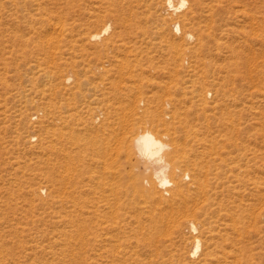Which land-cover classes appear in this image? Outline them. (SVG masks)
<instances>
[{
    "label": "rangeland",
    "instance_id": "374dc122",
    "mask_svg": "<svg viewBox=\"0 0 264 264\" xmlns=\"http://www.w3.org/2000/svg\"><path fill=\"white\" fill-rule=\"evenodd\" d=\"M187 1L174 12L165 0H0V264H264V0ZM95 30L100 37L91 39ZM44 70L56 83L73 75L67 99H56L57 106L68 100L71 111L106 91L109 128L120 137L141 125L161 130L155 110L192 157L216 145L223 181L203 177L218 194L209 214L199 210L196 232L188 224L106 229L94 211L90 227L70 224L78 215L48 196ZM193 84L204 110L186 92ZM175 107L180 118L168 111ZM119 160L128 179L124 149ZM141 204L125 199L113 211L149 223Z\"/></svg>",
    "mask_w": 264,
    "mask_h": 264
},
{
    "label": "bare ground",
    "instance_id": "6f19581e",
    "mask_svg": "<svg viewBox=\"0 0 264 264\" xmlns=\"http://www.w3.org/2000/svg\"><path fill=\"white\" fill-rule=\"evenodd\" d=\"M165 2L168 7L172 8L175 12V10L185 7L188 1L178 0L177 3H175V0H165ZM170 14L171 13H169V16ZM63 26L64 25H62V27ZM107 29L108 25L105 26L103 30L106 31ZM61 30H63V28ZM99 34L100 33L98 31L91 33V39L95 38V36H99ZM190 38H192V36ZM181 44L183 43L181 42ZM115 57H117V54ZM137 59L139 60L138 57ZM121 60L122 58L120 61ZM39 64L40 63L38 62V65ZM239 64L241 63L238 61L235 63L237 66H239ZM126 68H128V66ZM53 74V70L48 72L44 70L42 72V75L46 76L50 81L49 88L47 89L48 107L46 116L51 118V123H46L47 125L44 126L45 131L49 133V137L45 144L46 155L43 157V160L46 164V174L51 184L48 196L52 198V200L55 196L59 197V199H55L58 202H54L59 203L67 215H71L72 213H76L78 215L76 218L72 217L69 219L70 224L79 228L90 227V221L92 219V217H90V213L91 211H94L92 214L93 217H96V220H98V225L104 223L106 225V229H121V231L126 232L127 228L132 230L134 229V226L135 228L136 226H141L144 229V226L148 225L159 230L164 226L188 224L196 232L197 224L195 221L201 214L199 210H208L203 213L209 214L210 211L208 207H211L214 202L209 203L208 201L209 199L217 198L218 194L217 189L213 192L208 190L203 177L212 174L211 178L213 180H217L216 183L223 181V176L220 174L218 169V165L222 162V155L221 153L218 154L220 156L219 161L214 156L216 152L213 151L216 145L213 146V143L206 144L208 142L207 139L202 140L204 139L203 137L199 138L201 141H205L204 143L206 145L204 148L206 150H199L197 157H192L187 147L184 144H181L176 137V126L172 123L168 124L166 121H163V117L160 114H157L155 110H153L152 113L154 117H157V124H161L162 131L160 129L156 131L147 125H141L137 128V131L133 135H123L120 137L117 132L115 134V132L109 128V119L107 121L108 116H106V91H103L100 94L94 93L97 94L92 98L94 100H88L89 103L86 102L85 107L71 111V109L75 108L70 107L68 100L66 102L59 103L57 106L56 99H67V96L64 95L71 90V84L69 82L72 80L73 75L67 74L63 81L56 83L52 80ZM173 76L175 75L173 74ZM121 78H123V76ZM171 82L173 83V80ZM64 84L65 90H62L61 85ZM80 84L81 83L78 81L77 86H80ZM104 89H106V86H104L102 90ZM186 92H190L192 98L197 96V100L193 101L196 102V105H199L200 109H205L204 107L207 106V100L204 97V93L198 92V88L195 84L191 85ZM72 94L73 97H77L76 92H73ZM92 101H95L93 105L91 104ZM167 103L169 106L171 102ZM198 110L197 106L193 108L194 112H198ZM168 111L172 112L175 118H180L183 112L180 110L178 111L176 107ZM54 120L60 121V124H57V126ZM186 121L187 118L184 120L181 119L180 123H183L186 127ZM139 122L144 123L147 122V120L143 121L141 118ZM114 124L116 125V123ZM129 128H131V125ZM129 128H127V131ZM195 137H198V135H195ZM121 149H124L128 162L131 166L128 170V179L119 160ZM207 155L210 157L209 160L205 157ZM204 158H206L205 161L208 160L209 162H213L215 165L210 164L208 161L205 164L203 161ZM133 159H135L134 163H132ZM209 164L212 165V168ZM226 177L229 176L227 175ZM185 178H189V180L186 181ZM209 181L210 179L207 182L210 183L211 181ZM41 191H43V188ZM43 193L45 195V192ZM165 193H168L169 195H166ZM202 198L204 199L199 200ZM125 199L141 202V208H147L150 212V222L146 223L145 221L138 219L139 217L135 221H127L125 218H121L117 215L118 212L113 210L119 209L120 207L118 204H121L123 201L125 202ZM140 199L142 200L140 201ZM218 206H220L219 202ZM100 207L103 209L100 210ZM98 210L102 211L101 217L103 219L101 222L99 221L101 218L96 215ZM111 213H115L116 216L114 215V218H112L109 216ZM199 246L200 242L198 239L196 251Z\"/></svg>",
    "mask_w": 264,
    "mask_h": 264
}]
</instances>
